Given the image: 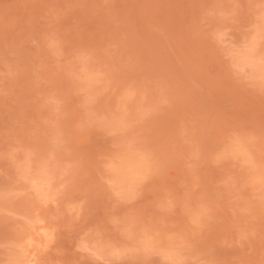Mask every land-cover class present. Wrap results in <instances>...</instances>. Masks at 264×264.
<instances>
[{"label":"rangeland","instance_id":"rangeland-1","mask_svg":"<svg viewBox=\"0 0 264 264\" xmlns=\"http://www.w3.org/2000/svg\"><path fill=\"white\" fill-rule=\"evenodd\" d=\"M0 264H264V0H0Z\"/></svg>","mask_w":264,"mask_h":264}]
</instances>
